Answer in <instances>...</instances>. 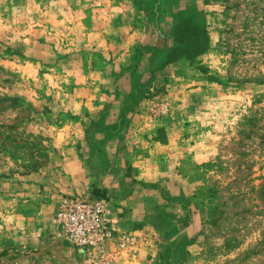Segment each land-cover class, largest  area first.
I'll return each instance as SVG.
<instances>
[{"label": "rangeland", "instance_id": "obj_1", "mask_svg": "<svg viewBox=\"0 0 264 264\" xmlns=\"http://www.w3.org/2000/svg\"><path fill=\"white\" fill-rule=\"evenodd\" d=\"M108 132L174 203L153 264H264V0H0V264H78L57 183Z\"/></svg>", "mask_w": 264, "mask_h": 264}, {"label": "crops", "instance_id": "obj_2", "mask_svg": "<svg viewBox=\"0 0 264 264\" xmlns=\"http://www.w3.org/2000/svg\"><path fill=\"white\" fill-rule=\"evenodd\" d=\"M142 117L145 119L146 115L143 114ZM136 131L139 130L129 129L128 134L130 135ZM108 133V140H105L102 144L105 151L94 152L89 149V145L86 146L83 143L79 153L63 159V168L67 176L65 180L61 179V183H57L58 192L61 193V196L81 195L91 193L90 190L93 187L100 192L104 191L113 204L111 216L113 228L137 236V244L140 245L139 251L131 253L127 260L122 256H116L113 263L153 264L155 262L154 258L149 257L148 251H152L154 244L148 238L149 235L144 234V230L150 229L154 225L166 223L170 211L173 210L174 203L165 202L167 205H164L161 193L146 182L142 184L132 183L130 178L125 181L120 175H117L114 164L115 159L110 150L119 142L111 140L115 139V132ZM128 134L127 136L124 135L126 136L124 143H129L128 139H131ZM74 143L79 144L78 141H74ZM57 201L53 206V210ZM175 211H179L178 208H175ZM142 239L147 242L144 243ZM106 248L107 252L111 254L112 248L109 244Z\"/></svg>", "mask_w": 264, "mask_h": 264}, {"label": "built area", "instance_id": "obj_3", "mask_svg": "<svg viewBox=\"0 0 264 264\" xmlns=\"http://www.w3.org/2000/svg\"><path fill=\"white\" fill-rule=\"evenodd\" d=\"M166 111L167 105L160 104L156 112ZM112 213V201L106 196L66 195L58 199L50 222L76 249L78 264H114L116 256L127 260L131 253L139 251L140 245L137 236L113 228ZM108 244L111 254L106 250Z\"/></svg>", "mask_w": 264, "mask_h": 264}, {"label": "trees", "instance_id": "obj_4", "mask_svg": "<svg viewBox=\"0 0 264 264\" xmlns=\"http://www.w3.org/2000/svg\"><path fill=\"white\" fill-rule=\"evenodd\" d=\"M90 194H92V195H95V196H101V197H105L106 196V194H105V192L104 191H99L97 188H95V187H93L92 188V192L90 193ZM107 197V196H106Z\"/></svg>", "mask_w": 264, "mask_h": 264}]
</instances>
